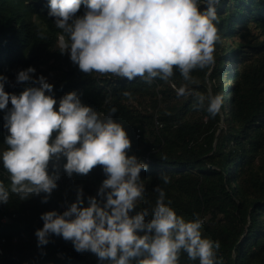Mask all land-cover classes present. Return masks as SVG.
Returning <instances> with one entry per match:
<instances>
[{
  "label": "trees",
  "instance_id": "16d2710c",
  "mask_svg": "<svg viewBox=\"0 0 264 264\" xmlns=\"http://www.w3.org/2000/svg\"><path fill=\"white\" fill-rule=\"evenodd\" d=\"M49 2L0 0V76L8 80L4 91L19 96L28 87H39L16 82L19 71L34 67V78L42 75L53 85L45 94L56 99L57 111L60 99L70 92L102 117L116 107L112 119L131 141L126 154L147 165L140 173L144 197L130 215L154 206V189L160 185L178 215L192 220L198 213L204 219L202 237L221 243L220 264H264V0H220L216 6L221 41L215 46V63L194 70L199 83L190 85L201 93L223 95L215 118L209 117L206 104L197 108L191 96L177 95L185 82L175 69L168 82L156 79L151 85L139 77L129 81L83 73L69 53L58 50L60 30L48 15ZM85 11L82 4L76 16ZM44 26L47 39L41 40L37 32ZM230 61L237 66L227 67ZM125 90L131 99L122 95ZM12 107L9 101L0 109V181L6 186L10 179L2 152L9 147L10 133L4 116ZM54 163L60 179L46 203L45 193L26 200L13 194L7 204L0 203V264H108L90 251L77 252L71 241L54 234L38 247L35 232L43 227V213L62 214L76 202L79 189L82 206H89L88 197L101 199L99 189L107 179L100 165L87 175L69 176L63 168L66 157L49 163L50 175ZM162 174L170 177L167 185L160 180ZM5 217L8 222H3ZM179 264L199 261L182 252Z\"/></svg>",
  "mask_w": 264,
  "mask_h": 264
},
{
  "label": "clouds",
  "instance_id": "9594fccd",
  "mask_svg": "<svg viewBox=\"0 0 264 264\" xmlns=\"http://www.w3.org/2000/svg\"><path fill=\"white\" fill-rule=\"evenodd\" d=\"M220 0H50L48 15L60 30L58 50L69 53L71 61L86 74L127 78L139 77L151 85L156 79L168 82L177 70L185 82L178 96H191L194 107L207 105L209 117L220 114L223 95L196 91L190 85L199 81L194 70H204L215 63V46L221 41L216 6ZM84 5L83 16L76 13ZM201 5L204 9L201 10ZM46 40V26L38 29ZM34 67L21 70L17 83L38 84L19 96L4 91L7 77L0 76V109L13 106L4 116L7 150L2 152L3 167L10 185L0 181V203L7 204L14 194L19 200L50 194L57 188L59 168L49 174L51 161L66 157L64 171L87 175L100 165L107 175L99 189L98 200L88 197L83 207L82 189L76 202L62 214L41 215L43 227L37 229L38 247L49 243V236L71 241L77 252L90 251L108 264H179L181 253L199 264H220L219 240L202 237L204 219L194 213L186 220L170 206L164 189L157 185L154 206L130 213L143 199L145 186L140 173L147 165L128 156L131 141L112 115L106 117L82 105L76 92L59 101L51 93L53 85L44 76L33 77ZM122 95L131 99L130 91ZM57 133L52 139L53 133ZM163 184L170 177L162 174ZM146 204L147 200L144 201Z\"/></svg>",
  "mask_w": 264,
  "mask_h": 264
},
{
  "label": "built area",
  "instance_id": "2783aa9c",
  "mask_svg": "<svg viewBox=\"0 0 264 264\" xmlns=\"http://www.w3.org/2000/svg\"><path fill=\"white\" fill-rule=\"evenodd\" d=\"M9 221V218H7V217H5L4 219H3V222H8ZM3 253V249H2V246H1V244H0V254H2Z\"/></svg>",
  "mask_w": 264,
  "mask_h": 264
},
{
  "label": "rangeland",
  "instance_id": "374dc122",
  "mask_svg": "<svg viewBox=\"0 0 264 264\" xmlns=\"http://www.w3.org/2000/svg\"><path fill=\"white\" fill-rule=\"evenodd\" d=\"M237 65L236 64H231V61H230V63L227 65V67H232V68H234V67H236ZM225 76H227V74H225ZM231 84H232V82H231Z\"/></svg>",
  "mask_w": 264,
  "mask_h": 264
}]
</instances>
